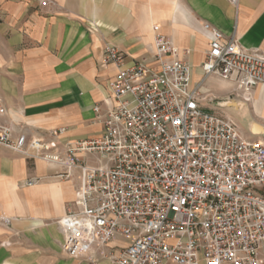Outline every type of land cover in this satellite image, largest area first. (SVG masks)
<instances>
[{"label":"built area","instance_id":"1","mask_svg":"<svg viewBox=\"0 0 264 264\" xmlns=\"http://www.w3.org/2000/svg\"><path fill=\"white\" fill-rule=\"evenodd\" d=\"M159 28L152 55L132 63L115 44L103 45L101 61L117 73L106 108H93L99 135L16 133L0 101V146L60 166V177L80 172L61 224L85 235L86 247L89 239H126L117 264H264V137L244 135L229 115L205 105L220 97L202 92L214 76L231 83L222 99L250 103L264 86V51L204 23L209 49L194 82L192 65Z\"/></svg>","mask_w":264,"mask_h":264},{"label":"crops","instance_id":"2","mask_svg":"<svg viewBox=\"0 0 264 264\" xmlns=\"http://www.w3.org/2000/svg\"><path fill=\"white\" fill-rule=\"evenodd\" d=\"M204 23L264 51V0H51L48 6L0 0L5 120L28 137H49L54 128H66L67 140L99 135L93 108H106L108 82L117 73L115 64L102 63L103 45L115 44L132 63L152 55L159 25L198 78L209 49ZM222 85L231 91V83ZM239 103L234 113L243 134L264 137V86L253 90L250 103ZM64 171L0 146V264H117L126 239L102 245L89 239L86 247L85 235L61 224L80 188V172L60 177ZM31 179L37 182L29 185Z\"/></svg>","mask_w":264,"mask_h":264},{"label":"rangeland","instance_id":"3","mask_svg":"<svg viewBox=\"0 0 264 264\" xmlns=\"http://www.w3.org/2000/svg\"><path fill=\"white\" fill-rule=\"evenodd\" d=\"M211 77H214V76H211ZM211 77H208L206 79V81H205L204 89L202 90L203 95H205V92H207V91H213L216 96L220 97V99H217V100H214V101L208 100V101H206L205 105L208 108H211L214 111H217L219 113L223 112V113L229 115L239 125V127L241 128V126H243L242 123H241V120L234 113V112L237 113V111H238L237 107L239 106V102L235 103L234 105H225L224 102L228 101L229 98L228 99L227 98L226 99H222L221 97L227 96L230 90H229V88H227V90H224L222 83H226V82L221 80V79H219V78H217V77H214V79L217 80V83L209 82L208 80ZM201 79H202V74L199 75L198 78H195V76L193 77L194 82H198ZM238 101H241V100H238ZM238 108H240V107H238Z\"/></svg>","mask_w":264,"mask_h":264},{"label":"water","instance_id":"4","mask_svg":"<svg viewBox=\"0 0 264 264\" xmlns=\"http://www.w3.org/2000/svg\"><path fill=\"white\" fill-rule=\"evenodd\" d=\"M238 100H240V99H234V98H229V100L228 101H225L224 103H225V105H234L235 103H238V102H241V103H245L244 101H238ZM240 104V103H239ZM246 104V103H245ZM255 126H257V124H253V127H255ZM253 131H255V130H253Z\"/></svg>","mask_w":264,"mask_h":264}]
</instances>
